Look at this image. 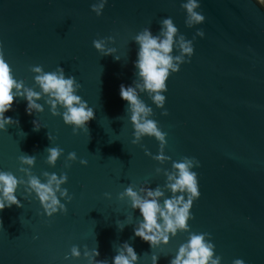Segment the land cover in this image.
Wrapping results in <instances>:
<instances>
[{
	"label": "water",
	"instance_id": "95a60500",
	"mask_svg": "<svg viewBox=\"0 0 264 264\" xmlns=\"http://www.w3.org/2000/svg\"><path fill=\"white\" fill-rule=\"evenodd\" d=\"M94 2L0 0V43L15 77L34 86L29 65H43L45 71L60 65L76 77L81 85L77 94L95 113L87 124L89 134L81 130L74 134L47 104L43 112L28 115L26 101L14 99L5 113L19 124L0 131V169L24 176L18 157L34 155L33 174L66 173L62 187L72 199L62 198L67 211L49 217L34 195L23 198L20 185L17 196L23 206L0 211V264H87L83 255L71 257L73 245L81 252L85 246L98 247L97 259L111 261L124 241L141 255L139 264H151L152 252L160 255L158 264H168L187 233L178 232L169 244L151 249L133 235L139 210L131 209L118 194L129 183L163 184L165 177L155 168L170 169L171 160L184 156L200 161L193 169L200 196L191 209L190 229L211 234L222 264H231L234 258L264 264V6L257 0H200L198 11L205 21L187 27L182 0H108L100 16L90 8ZM169 16L187 39L197 28L205 35L195 36L190 61L167 80L163 108L141 93L153 108L151 118L167 133L164 151L171 160L161 165L144 151L158 152L154 137L146 135L132 143L134 129L119 86L135 78L137 45L132 37L144 27L155 33L158 22ZM110 35L116 39L108 46L117 49L113 55L120 60L102 55L92 45L94 39ZM34 119L41 125L38 130ZM49 146L64 150L55 166L46 163ZM69 152L77 159L68 161ZM128 216L133 219L125 220ZM117 220L131 224L120 230Z\"/></svg>",
	"mask_w": 264,
	"mask_h": 264
},
{
	"label": "clouds",
	"instance_id": "9594fccd",
	"mask_svg": "<svg viewBox=\"0 0 264 264\" xmlns=\"http://www.w3.org/2000/svg\"><path fill=\"white\" fill-rule=\"evenodd\" d=\"M264 6V0H257ZM108 0H96L90 5L91 10L100 16L103 13ZM181 8L186 12L185 25L193 27L205 21V15L200 8V0H182ZM159 28L154 33L150 27H144L138 31L132 41L137 45L136 59L133 61L134 80L131 84L123 83L119 86V96L127 102L126 111L130 113L129 120L134 129L133 144H137L144 136L154 137L159 142V150L152 154L147 148L145 154L163 165L171 157L165 154L167 144V133L161 130L158 122L152 119L153 108L146 104L141 98V93H146L155 106L163 108L166 102L164 93L167 91V80L172 73L178 72L183 63L189 62L194 54L193 40L195 36L204 37L202 29L197 28L192 39H187L184 34L179 33L173 19L162 18ZM115 36L101 37L92 41L93 47L102 55H113L117 52L115 47L108 46L115 43ZM175 53V54H174ZM115 60L121 57L113 55ZM32 72L34 86H28L24 79H17L10 63L5 59L3 45L0 43V131H5L8 125L19 124V121L11 116L5 115L13 107L14 99L26 101L25 112L28 115L43 112L44 105L49 106L52 115L62 117L66 125L72 126L73 133L78 130L89 134L88 122L95 116L94 108L87 100L77 94L81 87L74 75L66 74L64 68L57 65L55 70L45 71L43 65H29ZM38 87L39 90H36ZM43 99L44 103L39 101ZM62 109V111H61ZM163 114H167L164 109ZM34 130L41 125L37 119L32 121ZM49 140L52 136L48 133ZM46 163L55 166L63 149L56 146L46 148ZM22 167L19 171L24 176H17L11 171L0 169V211L6 207L23 204L18 199L17 191L20 185L24 186V199L33 196L39 201L43 213L46 216H53L58 212H66V204L63 200H71L67 188L62 187L67 180L66 173L43 171L41 176L32 172L35 164L34 155L23 154L18 157ZM68 161L77 159L75 152L67 154ZM81 164H87V160L81 159ZM26 165L27 167H23ZM200 161L195 157L184 156L179 160H171V168L156 167V174H163V184L151 186L149 181L141 185L129 183L122 192L118 194L121 200L127 199L129 207L139 210V217L136 218L133 227V235L139 237L149 244L151 249L161 245L169 244L172 237L178 232H186L187 238L180 243L173 254L169 255L168 264H222V256L216 254L215 244L211 234L207 232H194L190 229L189 221L193 219L191 211L194 201L199 198L198 173L194 168L199 167ZM26 177V178H25ZM167 193H170L168 195ZM110 197V193L104 194ZM133 216L125 220L131 221ZM117 227L123 230L126 224L117 220ZM2 227V221H0ZM70 255L79 258L82 255L87 259V264H139V255L132 244L127 241L119 244L111 261L108 259H97L100 256L98 247L81 252L78 245H73ZM144 255V254H143ZM69 254H65V260ZM160 255L151 253V264H158ZM231 264H246L242 258H234Z\"/></svg>",
	"mask_w": 264,
	"mask_h": 264
}]
</instances>
